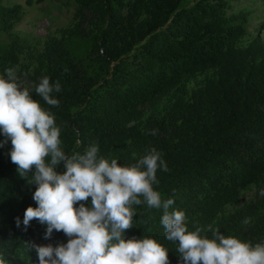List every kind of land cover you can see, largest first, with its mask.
Listing matches in <instances>:
<instances>
[{
  "label": "trees",
  "instance_id": "obj_1",
  "mask_svg": "<svg viewBox=\"0 0 264 264\" xmlns=\"http://www.w3.org/2000/svg\"><path fill=\"white\" fill-rule=\"evenodd\" d=\"M4 1L0 69L14 63L15 45L3 36L21 14L20 4ZM78 1L96 20L95 31L53 39L43 53L44 77L61 85V91L52 94L59 105H48L35 87L29 89L60 128L62 151L83 154L97 145L98 158L107 159L128 142L137 156L124 152L117 162L131 166L155 148L168 171L157 170L159 183L153 189L162 201L174 200L169 211H183L189 231L201 228V236L212 239L211 225L226 237L253 246L264 243V60L258 62L264 44L255 39L245 49L232 48L246 35L250 12H229L228 0H193L189 6L186 0ZM261 3L264 6V0ZM142 9L148 18L134 27ZM207 67L217 68L218 76L194 92L191 103L176 98L168 115L146 134L130 124L146 109L158 107L183 75ZM11 147L10 140L0 147V256L16 264L15 246L21 244L32 264H38L28 243L55 247L69 237L53 230L44 239L46 225L35 219L24 230L25 210L37 207L32 199L36 185L28 182L32 173L28 179L20 177L10 159ZM55 170L62 174L63 162ZM252 183H259V189L250 203L225 214V207L236 203L240 191ZM82 203L90 208L91 197ZM132 208L133 227L125 239H154L168 250L170 264H182L178 242L165 238L163 209L146 203Z\"/></svg>",
  "mask_w": 264,
  "mask_h": 264
},
{
  "label": "clouds",
  "instance_id": "obj_2",
  "mask_svg": "<svg viewBox=\"0 0 264 264\" xmlns=\"http://www.w3.org/2000/svg\"><path fill=\"white\" fill-rule=\"evenodd\" d=\"M5 71L6 78L0 77V133L5 137L0 147L11 141V162L21 178L28 179L32 173L28 182L36 185L32 199L37 207L25 210L24 230L35 219L46 225L44 239H49L53 230L69 237L66 244L55 247L28 243L38 264H170L168 250L156 240L125 239V232L133 227L132 206L142 203L163 209L165 238L178 242L182 264H264V243L253 246L226 237L211 225L213 238L209 239L201 236V228L188 230L183 211H169L174 200L162 201L153 189V184L159 183L157 170L168 171L155 148L131 166L98 158L97 145L89 146L83 154L66 155L53 115L32 98L28 88H21L16 69ZM60 91L59 81L50 83L47 76L35 86V92L53 107L59 101L52 94ZM151 135H156V130ZM61 162L65 168L62 174L55 170ZM260 195L264 196V190ZM89 197L90 208L82 203ZM20 225L17 217L16 226ZM0 264L9 262L0 256Z\"/></svg>",
  "mask_w": 264,
  "mask_h": 264
},
{
  "label": "rangeland",
  "instance_id": "obj_3",
  "mask_svg": "<svg viewBox=\"0 0 264 264\" xmlns=\"http://www.w3.org/2000/svg\"><path fill=\"white\" fill-rule=\"evenodd\" d=\"M5 0L8 5L20 4L21 14L13 23L10 34L3 36L5 42L15 45L14 63L10 68L16 69L17 82L21 88H34L40 83L46 72L43 53L46 45L53 39L63 40L74 34L86 32L93 33L96 20L87 12L81 10L78 0ZM193 0H186L185 5L193 4ZM231 5L229 12L246 10L250 12L247 22L246 35L233 44L234 49H245L255 39L264 44V6L261 0H228ZM148 18L147 12L142 9L140 17L135 21L134 27ZM264 60V53L258 55V62ZM6 69H0V77L6 78ZM218 69L207 67L202 71L185 74L170 93L164 97L156 108L146 109L143 115L130 124L138 125L143 134L149 132L150 127L163 120L175 99L181 97L185 102L191 103L194 92L204 88L206 82L217 78ZM124 152L133 156L137 153L129 143L119 153H111L107 160H118ZM259 183H252L242 189L238 201L225 207V214H231L243 208L255 197ZM16 264H32V260L21 244H16Z\"/></svg>",
  "mask_w": 264,
  "mask_h": 264
}]
</instances>
